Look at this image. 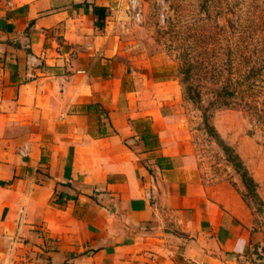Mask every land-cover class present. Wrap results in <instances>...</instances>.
Wrapping results in <instances>:
<instances>
[{
	"label": "crops",
	"instance_id": "crops-1",
	"mask_svg": "<svg viewBox=\"0 0 264 264\" xmlns=\"http://www.w3.org/2000/svg\"><path fill=\"white\" fill-rule=\"evenodd\" d=\"M113 1L0 0V264H264L250 210L202 182L178 83L93 12Z\"/></svg>",
	"mask_w": 264,
	"mask_h": 264
},
{
	"label": "rangeland",
	"instance_id": "rangeland-1",
	"mask_svg": "<svg viewBox=\"0 0 264 264\" xmlns=\"http://www.w3.org/2000/svg\"><path fill=\"white\" fill-rule=\"evenodd\" d=\"M106 21L133 69L178 83L204 186L237 195L264 236V0H114ZM236 154L262 204L231 162Z\"/></svg>",
	"mask_w": 264,
	"mask_h": 264
},
{
	"label": "trees",
	"instance_id": "trees-1",
	"mask_svg": "<svg viewBox=\"0 0 264 264\" xmlns=\"http://www.w3.org/2000/svg\"><path fill=\"white\" fill-rule=\"evenodd\" d=\"M93 12L98 14V17L101 20H105L106 17H108V13L106 12V8L103 7H93ZM225 91L227 92L226 88ZM227 94L233 95L232 92H227ZM235 95V94H234ZM263 104H264V95L262 96ZM264 113V109L262 110ZM208 127V125L206 124ZM227 152H229V149H226ZM230 155V154H229ZM231 162L234 164V166L237 168L238 172L240 173V179L244 185V187L247 189L248 193L255 198V200L259 199V196L256 192L257 184L254 181L253 177L248 173L247 169L244 167L242 160L239 158V156L236 154L232 158L229 156ZM260 201V199H259ZM260 204H262V201H260Z\"/></svg>",
	"mask_w": 264,
	"mask_h": 264
}]
</instances>
